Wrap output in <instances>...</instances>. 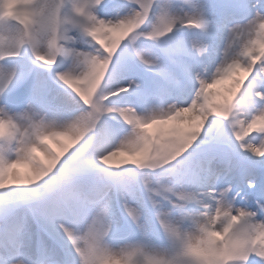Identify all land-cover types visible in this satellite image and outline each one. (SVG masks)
Wrapping results in <instances>:
<instances>
[{"label":"snow or ice","instance_id":"1","mask_svg":"<svg viewBox=\"0 0 264 264\" xmlns=\"http://www.w3.org/2000/svg\"><path fill=\"white\" fill-rule=\"evenodd\" d=\"M0 264H264V0H0Z\"/></svg>","mask_w":264,"mask_h":264},{"label":"bare ground","instance_id":"2","mask_svg":"<svg viewBox=\"0 0 264 264\" xmlns=\"http://www.w3.org/2000/svg\"><path fill=\"white\" fill-rule=\"evenodd\" d=\"M217 88H219V86H217Z\"/></svg>","mask_w":264,"mask_h":264}]
</instances>
